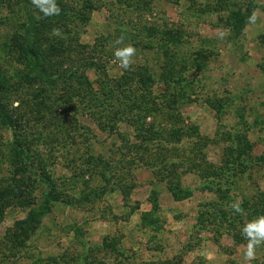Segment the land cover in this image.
Here are the masks:
<instances>
[{
    "label": "rangeland",
    "instance_id": "374dc122",
    "mask_svg": "<svg viewBox=\"0 0 264 264\" xmlns=\"http://www.w3.org/2000/svg\"><path fill=\"white\" fill-rule=\"evenodd\" d=\"M28 1L0 0V73L21 68L12 41L24 34L27 13L41 17ZM66 1L80 8V0ZM91 2L85 23L67 22L65 34L94 46L104 63L88 78L121 74L113 54L123 34L137 49L133 68H147L153 91L175 93L182 136L147 143L130 163L115 155L116 135L89 117L75 113L67 124L56 110L57 120L32 112L28 125L39 138L30 152L44 158L30 165L0 119V264H246L247 241L234 242L226 229L235 224L233 201L264 202V0H153L144 12ZM36 87L24 81L19 97L33 103ZM89 154L116 157L112 172L100 174ZM45 175L58 195L46 193ZM245 213L236 220L246 222ZM251 264H264V245Z\"/></svg>",
    "mask_w": 264,
    "mask_h": 264
},
{
    "label": "trees",
    "instance_id": "16d2710c",
    "mask_svg": "<svg viewBox=\"0 0 264 264\" xmlns=\"http://www.w3.org/2000/svg\"><path fill=\"white\" fill-rule=\"evenodd\" d=\"M114 1L135 12H144L149 9L153 0ZM168 1L177 2L178 0ZM27 2L31 4V1L27 0ZM56 3L61 9L60 15L46 18L33 4L36 8L34 12L38 11L41 17L36 19L27 13L24 34L21 35L20 40L12 41L18 47L16 59L21 68H14L10 74L0 73V119L11 129L16 155L24 157L25 160L31 158L30 165L33 163L32 160L44 158L37 153L36 149L30 152V145L33 141H37L39 134L30 129L29 117L26 115L34 112L41 118V113H48L49 116L55 110L60 122L71 124L75 121L74 114L78 113L89 117L98 129L115 134L120 141L115 155L127 154L130 157V163L135 159L132 156H138L139 160L143 158V153L147 152L145 148L147 143L178 142L182 136V127L177 124L180 119L179 114L173 113L176 104L175 93L168 89L155 93L149 82L151 78L146 73L147 68L141 65L134 67L131 71L121 72L117 77L104 75L94 79L88 78L87 70L104 71V63L99 60L94 46H89L87 50L88 45L80 43L77 36L71 39L65 34L70 33L67 22L74 20L85 23L87 20L85 10L90 12L95 7L91 0H80V8L70 5L66 0H56ZM236 14L235 17H237ZM50 26L59 28L61 34L50 36ZM154 30L152 27L149 30L153 36L157 34ZM259 39L264 44V35ZM24 81L30 86L32 83L39 86L30 97L33 103L29 104L27 99L19 97L18 87ZM165 85L168 86L167 82ZM12 102L16 104L13 105ZM51 116L57 120L54 115ZM62 126L63 124L60 123V127ZM123 126L125 129H130L131 133L128 134L127 129L124 131ZM86 159L100 168V174L101 171L112 172L114 162L117 160L114 157L108 161L102 155L91 154L87 155ZM169 165L175 166L174 163ZM92 172L96 173V171ZM48 178V175L42 177L48 190L46 193L58 195L54 193V187ZM169 182L173 183V186L169 187L171 190L179 188L178 181L169 179ZM46 193L44 201H47ZM260 201L263 202L264 199ZM242 207L248 211L247 221L243 223V219L236 220L238 215L235 214V224L232 220L229 221V228L226 229L230 231L232 240L236 243L244 242L241 235L243 226L251 218L264 215V202L262 205L251 208L243 203ZM218 212L225 217V212L222 210ZM202 217L203 215H199L198 218L201 227L205 222L202 221L204 220ZM215 217L216 215L211 218ZM21 223L19 221L16 224Z\"/></svg>",
    "mask_w": 264,
    "mask_h": 264
},
{
    "label": "clouds",
    "instance_id": "9594fccd",
    "mask_svg": "<svg viewBox=\"0 0 264 264\" xmlns=\"http://www.w3.org/2000/svg\"><path fill=\"white\" fill-rule=\"evenodd\" d=\"M32 2L40 9L45 18L60 15L61 9L56 3V0H32ZM256 19L257 11L254 10L249 16V23H255ZM52 34L59 36L61 30L59 28H53ZM224 35V33H221L220 38L223 39ZM114 44L118 46L115 48L113 54L114 63H117L122 72L133 70L135 64L134 57L137 54V49L131 43L125 44L123 34L116 38ZM242 204V200L233 201L230 204V209L237 215H245V209L242 207ZM241 235L247 241L246 250L243 254L244 260L246 264H251V261L256 258V249L264 245V215L247 222L241 230Z\"/></svg>",
    "mask_w": 264,
    "mask_h": 264
}]
</instances>
